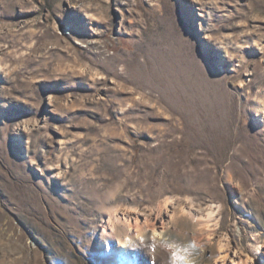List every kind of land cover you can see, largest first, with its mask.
<instances>
[{"label":"rangeland","instance_id":"1","mask_svg":"<svg viewBox=\"0 0 264 264\" xmlns=\"http://www.w3.org/2000/svg\"><path fill=\"white\" fill-rule=\"evenodd\" d=\"M145 250L264 264V0H0V264Z\"/></svg>","mask_w":264,"mask_h":264},{"label":"bare ground","instance_id":"2","mask_svg":"<svg viewBox=\"0 0 264 264\" xmlns=\"http://www.w3.org/2000/svg\"><path fill=\"white\" fill-rule=\"evenodd\" d=\"M182 210L183 212H189L190 214L192 215H196L195 213H193L191 210H187V208L185 207H182ZM175 211L172 210V216H175ZM107 215V219L105 221V223L102 225V231H101V235L100 237L101 238H104L105 236L107 235H113L114 232H115V227H116V224L117 222H122L123 225L125 226V229L127 230L123 236V238H118V250H123L126 246H127V242L130 241L129 239L131 238V236L128 234V231L130 230L129 228H135V230L138 232H141L142 229L144 228L145 224H141L139 223V216L135 215L134 216V219L133 221L131 220V218H128L126 216L123 215V213L119 216L117 215V212L115 210L111 211V212H108ZM214 215V211L211 209L209 210V212H207L206 214H203L201 215L199 218L200 219H203L205 221H210L211 218L213 217ZM147 220L146 216H145V221ZM164 223V219L161 220V224L163 225ZM157 228L153 226V233L157 232L156 230ZM161 232L158 233V235H160ZM100 243V242H99ZM129 243V242H128ZM99 246H101V243L99 244ZM258 249H260L261 247L258 245L256 246ZM126 250V249H125ZM121 252V251H120ZM114 253V252H113ZM114 255V254H112ZM227 255H229V253H221L220 256L222 258H225L227 257ZM115 256V255H114ZM141 256V259L142 261L144 262V264H149L148 263V253L147 251L145 250ZM165 253H162L160 255V257L162 258H159L157 255V259L154 258V263H158V264H171L170 261L168 260H165ZM228 257H231L230 258V264H258V261L256 260V257L255 255H248L246 258H243L242 256H238L235 251L234 253L231 255V256H228ZM158 260V261H157ZM106 261H110L112 264H116V258L115 257H110V258H106ZM106 261H104V264H106Z\"/></svg>","mask_w":264,"mask_h":264}]
</instances>
